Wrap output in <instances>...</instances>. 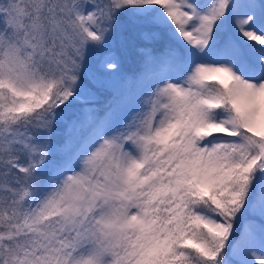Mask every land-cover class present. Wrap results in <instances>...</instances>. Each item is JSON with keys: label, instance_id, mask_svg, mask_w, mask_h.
<instances>
[{"label": "snow or ice", "instance_id": "1", "mask_svg": "<svg viewBox=\"0 0 264 264\" xmlns=\"http://www.w3.org/2000/svg\"><path fill=\"white\" fill-rule=\"evenodd\" d=\"M0 264H264V0H0Z\"/></svg>", "mask_w": 264, "mask_h": 264}, {"label": "trees", "instance_id": "2", "mask_svg": "<svg viewBox=\"0 0 264 264\" xmlns=\"http://www.w3.org/2000/svg\"><path fill=\"white\" fill-rule=\"evenodd\" d=\"M124 70L126 72H132L135 70V65L132 63L130 59H126Z\"/></svg>", "mask_w": 264, "mask_h": 264}]
</instances>
